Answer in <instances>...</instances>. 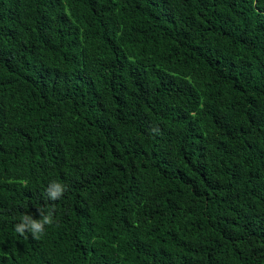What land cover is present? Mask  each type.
Listing matches in <instances>:
<instances>
[{"label": "trees", "instance_id": "16d2710c", "mask_svg": "<svg viewBox=\"0 0 264 264\" xmlns=\"http://www.w3.org/2000/svg\"><path fill=\"white\" fill-rule=\"evenodd\" d=\"M0 264H264V0H0Z\"/></svg>", "mask_w": 264, "mask_h": 264}, {"label": "clouds", "instance_id": "9594fccd", "mask_svg": "<svg viewBox=\"0 0 264 264\" xmlns=\"http://www.w3.org/2000/svg\"><path fill=\"white\" fill-rule=\"evenodd\" d=\"M65 190L66 186L53 182L48 186L46 191L49 199L55 201L63 195ZM38 211L40 219H35L31 215H24L20 222L15 225V232L22 236L30 233L33 239H40L45 234V225L51 226L55 221L52 210L47 214L43 211Z\"/></svg>", "mask_w": 264, "mask_h": 264}]
</instances>
